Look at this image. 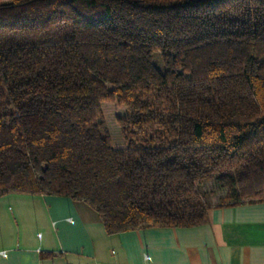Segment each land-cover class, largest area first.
Returning <instances> with one entry per match:
<instances>
[{
    "label": "trees",
    "instance_id": "16d2710c",
    "mask_svg": "<svg viewBox=\"0 0 264 264\" xmlns=\"http://www.w3.org/2000/svg\"><path fill=\"white\" fill-rule=\"evenodd\" d=\"M102 103L130 111L125 147ZM210 181L225 191L216 205L200 191ZM9 193L83 201L109 233L198 227L214 207L264 201V0L0 1Z\"/></svg>",
    "mask_w": 264,
    "mask_h": 264
},
{
    "label": "crops",
    "instance_id": "0c3cea01",
    "mask_svg": "<svg viewBox=\"0 0 264 264\" xmlns=\"http://www.w3.org/2000/svg\"><path fill=\"white\" fill-rule=\"evenodd\" d=\"M0 264H264V201L214 207L192 228L109 233L69 197H0Z\"/></svg>",
    "mask_w": 264,
    "mask_h": 264
},
{
    "label": "rangeland",
    "instance_id": "374dc122",
    "mask_svg": "<svg viewBox=\"0 0 264 264\" xmlns=\"http://www.w3.org/2000/svg\"><path fill=\"white\" fill-rule=\"evenodd\" d=\"M1 2H7L8 0H0ZM154 67L158 69V71L163 70V65L159 58H154L153 61ZM101 113L102 118L106 124L108 134L111 138V142L114 148L125 147V143L120 134V128L117 124V119H125L130 115V111L125 107H120L116 103H102L101 104ZM49 152V151H47ZM36 170L39 173H44L39 170L38 164L35 166ZM42 169L45 170V165L41 166ZM201 192H209V202L213 205L219 204L221 199L225 196V191L219 190L215 187L214 182H207L202 188H200Z\"/></svg>",
    "mask_w": 264,
    "mask_h": 264
},
{
    "label": "built area",
    "instance_id": "2783aa9c",
    "mask_svg": "<svg viewBox=\"0 0 264 264\" xmlns=\"http://www.w3.org/2000/svg\"><path fill=\"white\" fill-rule=\"evenodd\" d=\"M0 255H4V252L2 251V252H0Z\"/></svg>",
    "mask_w": 264,
    "mask_h": 264
}]
</instances>
